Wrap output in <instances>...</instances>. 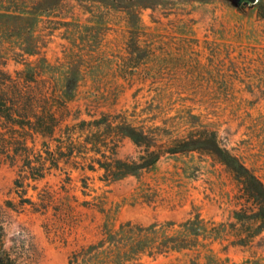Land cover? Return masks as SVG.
<instances>
[{"label":"rangeland","instance_id":"obj_1","mask_svg":"<svg viewBox=\"0 0 264 264\" xmlns=\"http://www.w3.org/2000/svg\"><path fill=\"white\" fill-rule=\"evenodd\" d=\"M20 70L62 109L36 148L72 133V155L18 187L0 165L2 264H264L263 196L238 178L264 187V0H0V71ZM104 117L156 144L208 139L106 181L75 142ZM103 128L115 158L142 151Z\"/></svg>","mask_w":264,"mask_h":264},{"label":"trees","instance_id":"obj_2","mask_svg":"<svg viewBox=\"0 0 264 264\" xmlns=\"http://www.w3.org/2000/svg\"><path fill=\"white\" fill-rule=\"evenodd\" d=\"M62 105V104H61ZM56 108V100L29 70H20L13 74L0 71V165L19 166L20 173L14 181L18 187L21 180H40L48 169L56 167L60 157L72 155V133H67V149L62 151L36 148L38 138L53 137L60 125ZM104 117L98 121H81L75 129L76 144L83 145L84 159L90 162L89 169L98 166L103 170L102 177L106 181H116L128 175L153 167L165 154L174 155L190 151H197L203 147L206 136H193L171 140L163 144H156L141 131L132 127L125 120L111 122ZM104 126L119 134L129 137L140 150L136 157L117 159L114 148H109L104 137ZM67 130L72 128L66 127ZM111 147H114L111 146ZM218 153L219 159L228 167H232L236 174L247 173L246 168L238 159L221 150L216 145L210 153ZM22 178V179H21ZM248 190V195L254 199L261 194L262 202L258 213L262 212L264 222V187L252 175L238 177ZM4 258L0 257V264Z\"/></svg>","mask_w":264,"mask_h":264},{"label":"water","instance_id":"obj_3","mask_svg":"<svg viewBox=\"0 0 264 264\" xmlns=\"http://www.w3.org/2000/svg\"><path fill=\"white\" fill-rule=\"evenodd\" d=\"M246 1L249 3H252V4H254L256 2V0H246Z\"/></svg>","mask_w":264,"mask_h":264}]
</instances>
